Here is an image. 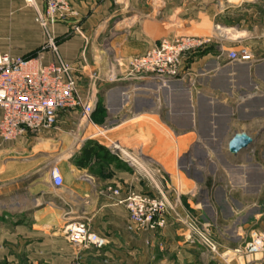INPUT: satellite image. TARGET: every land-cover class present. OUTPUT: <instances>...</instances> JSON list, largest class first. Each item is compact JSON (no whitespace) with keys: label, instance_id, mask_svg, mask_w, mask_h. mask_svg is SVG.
Listing matches in <instances>:
<instances>
[{"label":"crops","instance_id":"obj_1","mask_svg":"<svg viewBox=\"0 0 264 264\" xmlns=\"http://www.w3.org/2000/svg\"><path fill=\"white\" fill-rule=\"evenodd\" d=\"M70 2L76 17L51 26L50 35L64 62L101 75L94 111L85 117L61 111L56 132L11 143L0 138V210L28 216L24 223L0 226V262L264 264V252L234 251L251 234L264 233V0ZM44 9V0L34 7L0 0V52L40 54L47 34L36 18ZM177 35L211 40L183 59L180 78L127 75L130 59ZM240 49L254 59L232 61L230 52ZM43 57L49 63L57 55L48 49ZM2 116L0 109V121ZM237 132L254 143L233 156L228 143ZM120 151L127 163L130 151L153 168L146 170L151 186L115 155ZM52 167L63 177L61 187L53 185ZM154 168L168 176L174 190L169 196L180 198L209 228L220 258L189 243L175 219L158 232L137 230L126 208L116 204L111 188L122 190L118 199L128 191L155 195ZM73 221L88 223L106 239L97 250L104 256L69 242L65 229Z\"/></svg>","mask_w":264,"mask_h":264},{"label":"built area","instance_id":"obj_2","mask_svg":"<svg viewBox=\"0 0 264 264\" xmlns=\"http://www.w3.org/2000/svg\"><path fill=\"white\" fill-rule=\"evenodd\" d=\"M28 6H36V0H24ZM45 9L38 12L36 22L44 29L50 39L49 47L57 58L47 63L40 54L32 58L13 57L0 52V138L5 143L16 142L26 135L37 134L53 129L58 114L66 109L82 106L85 116H90L94 108L83 104L78 92V78L74 67L58 57L57 47L50 35V27L67 22L76 17L70 0H44ZM211 42L210 38L177 35L163 38L157 45L141 56L130 60V77L153 76L168 82L180 75L183 59L194 50ZM229 58L235 62H251L254 58L247 49L230 52ZM53 185L61 187L63 177L57 167L51 172ZM118 194V192H116ZM167 197L149 199L131 193L118 201L126 206L131 221L138 225L150 224L155 228V217L170 213ZM178 218V217H177ZM190 228L193 227L192 224ZM201 241L214 253L218 247L207 235L198 232ZM67 238L73 244L86 248L103 250L106 239L92 230L88 223L75 222L67 228ZM264 251V234L253 233L251 239L238 254L254 255Z\"/></svg>","mask_w":264,"mask_h":264},{"label":"rangeland","instance_id":"obj_3","mask_svg":"<svg viewBox=\"0 0 264 264\" xmlns=\"http://www.w3.org/2000/svg\"><path fill=\"white\" fill-rule=\"evenodd\" d=\"M260 11L264 14V6L260 8ZM260 22H262V21H260ZM79 31L80 30H79L78 27L75 28V32H79ZM185 36H194V35H185ZM49 44H50V39L47 36L46 42L44 43V45L40 49V51H41L40 55L44 56V52L46 50L50 49ZM54 44H55V46L57 44L55 42V40H54ZM207 45H205V46H203V47H201V48H199L197 50H194L193 52L202 50ZM82 57H84V56H82ZM130 60L128 61V64H127V75H128V66H129ZM72 66L74 67L75 73L79 74V77L77 75L79 96H80L83 104H91V101H92L93 97L95 96L94 91L97 89V84L101 81V75L99 74L98 71L96 72L94 70H88V69L84 71L83 68H80V67L77 68L74 65H72ZM85 75H87L86 78L84 77ZM180 76L181 75H179V77H177V78H175L173 80H177L178 78H180ZM86 80H87V82H86ZM173 80H171V81H173ZM64 111L65 112L74 111L77 114H79L80 116L85 117L84 110H83L82 106H78V107L73 108V109H66ZM59 117H60V115H59ZM59 117H58V120L56 121V123H55V125L53 127V129H55V132L58 131L59 129H61V125L58 122L60 120ZM39 133H42V132H39ZM33 135H35V134H33ZM127 154L129 156L128 157L129 158L128 159V161H129L128 163L126 162L125 159H123L125 157V154H123L121 151L117 152L115 155H117L118 158H121L122 160H124L126 162V164L128 166H130L134 170L135 174L137 176H139L140 180L148 183V185L151 186V184H150V173L146 174V170L147 171L149 170V172H150V170H152L153 168H151L150 166H146V164L144 163V160L140 157L139 154L133 153V152H130V151ZM133 160H135L140 165V169H139L138 165H136V163ZM142 166L145 167V171H144V169H141ZM53 168L54 167H52V169ZM52 169H51V172H52ZM154 169H155L154 170V172H155L154 175L156 177V179H155L156 183H155L154 189L156 190L155 191L156 194L153 195L150 192H148V193L144 192L143 193V192L128 191L126 197L129 194H131V193H135V194H138V195H140L142 197H146V198H149V199L150 198L151 199H153V198L160 199L163 194H164V196L167 197V201H168L167 204L170 207L167 213H170V214H168V215H166L164 217H155L154 220H153V223L155 224V228H152L151 227L152 225H150V224L138 225V224L133 223L131 221L130 213H129L128 209L126 208V206L121 205V204L118 203V201L121 200V199H118V197H120L122 190L120 188L119 189L118 188H111V189H109V192H111L116 197V200H115L116 204L124 206L126 208V210L129 213V219L131 221V224H133V226L135 227V229L137 228V230H141V231L144 230V231H148V232H158V230L163 229V228H165L167 226L169 218L175 219L181 225V227L186 231V234H187V237H188L187 241L189 243L198 244V245H200L203 248L204 252L208 253V255H210V256L212 255L215 258H220L221 254H220L219 244L212 237V235L210 234L209 228H207L205 226L204 222H202V220L200 219L199 216H197L195 213H193L192 211H190L188 209L185 210V208L182 205L181 200H179L180 198L177 197L176 199H173L172 197L169 196L168 192L170 190L173 192L174 190H173V188H171L170 185L166 184V183H168V176L164 172H162V170H160L159 168H154ZM50 176H51V174H50ZM159 180H161V182ZM116 192H118V194H116ZM126 197H124V198H126ZM29 207H30V205L28 203V208ZM6 214L7 213H4L2 210H0V226L4 225V224L7 225V226H14V225H17V224H20V223H24L25 221L28 220L27 214H23V216H15V217L8 216ZM28 215H29V213H28ZM75 222L76 221L70 222L67 225L69 226L70 224L75 223ZM191 224H192L193 227L197 228L198 231H195L194 228H190ZM67 225H66V229L65 230H67V228H68ZM198 232L207 235L213 242L216 243V245L218 247V252L217 253H214L208 246H206L201 241L200 236L198 235ZM257 233H261V232H257ZM251 236H252V234H251ZM250 239H251V237L249 238V240ZM245 244H244V246H245ZM76 245L83 247V249H85V250H90V249L93 250L94 253L98 257L104 256L102 252L99 253L97 250H95L93 248H89V247L86 248V247H84L82 245H79V244H76ZM243 247L236 248L234 251L236 252V250L242 249ZM243 255L246 256L247 254H243ZM247 256H251V255H247ZM225 262H226V260H225ZM0 264H8V263L7 262H5V263L4 262H0ZM11 264H33V263L32 262L30 263L29 259L24 260L22 257L20 259H19V257H17L16 260H13L11 262Z\"/></svg>","mask_w":264,"mask_h":264},{"label":"water","instance_id":"obj_4","mask_svg":"<svg viewBox=\"0 0 264 264\" xmlns=\"http://www.w3.org/2000/svg\"><path fill=\"white\" fill-rule=\"evenodd\" d=\"M253 143L254 139L246 132H237L228 143V151L231 155L237 156L248 150Z\"/></svg>","mask_w":264,"mask_h":264},{"label":"bare ground","instance_id":"obj_5","mask_svg":"<svg viewBox=\"0 0 264 264\" xmlns=\"http://www.w3.org/2000/svg\"><path fill=\"white\" fill-rule=\"evenodd\" d=\"M167 85V84H166ZM172 85V84H171ZM125 152V151H124ZM59 170V169H58Z\"/></svg>","mask_w":264,"mask_h":264}]
</instances>
